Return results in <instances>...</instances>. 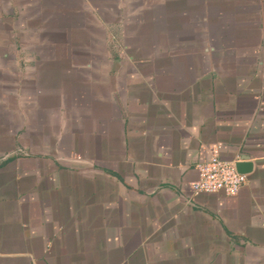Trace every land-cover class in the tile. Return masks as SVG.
Instances as JSON below:
<instances>
[{"label":"crops","instance_id":"0c3cea01","mask_svg":"<svg viewBox=\"0 0 264 264\" xmlns=\"http://www.w3.org/2000/svg\"><path fill=\"white\" fill-rule=\"evenodd\" d=\"M0 264H264V0H0Z\"/></svg>","mask_w":264,"mask_h":264},{"label":"built area","instance_id":"2783aa9c","mask_svg":"<svg viewBox=\"0 0 264 264\" xmlns=\"http://www.w3.org/2000/svg\"><path fill=\"white\" fill-rule=\"evenodd\" d=\"M236 159L221 158L217 151L203 162L197 164L198 178L190 183L194 194L224 192L236 195L248 181V174L237 169Z\"/></svg>","mask_w":264,"mask_h":264},{"label":"water","instance_id":"95a60500","mask_svg":"<svg viewBox=\"0 0 264 264\" xmlns=\"http://www.w3.org/2000/svg\"><path fill=\"white\" fill-rule=\"evenodd\" d=\"M237 169L241 173H249L253 169V162L250 161L249 157H243L237 162Z\"/></svg>","mask_w":264,"mask_h":264},{"label":"rangeland","instance_id":"374dc122","mask_svg":"<svg viewBox=\"0 0 264 264\" xmlns=\"http://www.w3.org/2000/svg\"><path fill=\"white\" fill-rule=\"evenodd\" d=\"M24 150V149H23ZM21 150V152L27 153L26 151Z\"/></svg>","mask_w":264,"mask_h":264}]
</instances>
